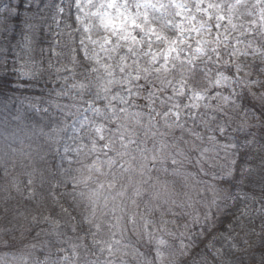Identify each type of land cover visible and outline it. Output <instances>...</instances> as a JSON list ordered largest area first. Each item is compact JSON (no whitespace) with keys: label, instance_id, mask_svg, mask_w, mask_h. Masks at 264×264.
<instances>
[{"label":"clouds","instance_id":"obj_1","mask_svg":"<svg viewBox=\"0 0 264 264\" xmlns=\"http://www.w3.org/2000/svg\"><path fill=\"white\" fill-rule=\"evenodd\" d=\"M0 264H264V0H0Z\"/></svg>","mask_w":264,"mask_h":264}]
</instances>
